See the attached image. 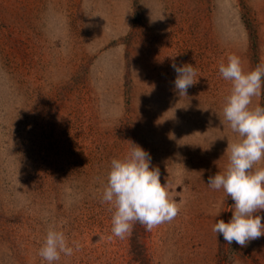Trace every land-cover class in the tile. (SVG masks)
I'll use <instances>...</instances> for the list:
<instances>
[{"label":"rangeland","instance_id":"obj_1","mask_svg":"<svg viewBox=\"0 0 264 264\" xmlns=\"http://www.w3.org/2000/svg\"><path fill=\"white\" fill-rule=\"evenodd\" d=\"M231 54L245 71L264 62V0H0V264H47L49 226L80 245L56 264H264V236L242 248L212 230L234 203L207 185L239 139L219 73ZM173 63L196 68L199 103L175 90ZM130 142L179 211L119 239L101 198Z\"/></svg>","mask_w":264,"mask_h":264},{"label":"clouds","instance_id":"obj_2","mask_svg":"<svg viewBox=\"0 0 264 264\" xmlns=\"http://www.w3.org/2000/svg\"><path fill=\"white\" fill-rule=\"evenodd\" d=\"M171 67L176 72L175 90L180 96H187L188 89L197 83L196 68L175 63ZM219 73L231 84L223 114L239 139L228 142L225 153H229V161L225 170L207 180L209 188L223 189L234 202L229 221L217 220L212 230L222 235L228 245L235 242L243 248L264 236L261 222L264 217L259 214L264 212V167L254 168L264 160V107H251L253 97L264 92V62L245 71L241 58L231 54L226 64H219ZM130 144L125 156L111 160L101 198V203L109 205L112 212V236L119 239L130 236L137 222L151 231L171 222L179 211L177 202L169 198L167 182H161L159 168L151 165L150 153L135 143ZM79 249L77 241H71L70 246L64 231L49 226L38 255L47 264H56L61 254L71 256Z\"/></svg>","mask_w":264,"mask_h":264},{"label":"trees","instance_id":"obj_3","mask_svg":"<svg viewBox=\"0 0 264 264\" xmlns=\"http://www.w3.org/2000/svg\"><path fill=\"white\" fill-rule=\"evenodd\" d=\"M244 18H245V22H246V25L250 31V36L252 38V45H253V48L255 50H257V36H256V31L255 29L252 27L251 25V21H250V18L248 16V13H247V9L245 8V15H244ZM262 107H264V104H262Z\"/></svg>","mask_w":264,"mask_h":264},{"label":"bare ground","instance_id":"obj_4","mask_svg":"<svg viewBox=\"0 0 264 264\" xmlns=\"http://www.w3.org/2000/svg\"><path fill=\"white\" fill-rule=\"evenodd\" d=\"M191 95L190 100H193L195 103H199V95L197 94V91L195 90L194 87H191L188 89L187 96H181V98L189 99L188 95ZM202 98V97H201Z\"/></svg>","mask_w":264,"mask_h":264}]
</instances>
